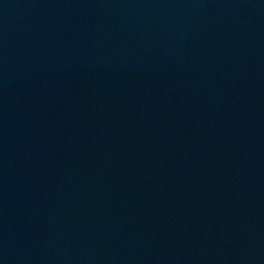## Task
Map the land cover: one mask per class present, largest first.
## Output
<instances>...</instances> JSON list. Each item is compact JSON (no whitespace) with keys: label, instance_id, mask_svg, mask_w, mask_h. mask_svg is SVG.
Segmentation results:
<instances>
[{"label":"water","instance_id":"95a60500","mask_svg":"<svg viewBox=\"0 0 264 264\" xmlns=\"http://www.w3.org/2000/svg\"><path fill=\"white\" fill-rule=\"evenodd\" d=\"M128 264H264V0H142Z\"/></svg>","mask_w":264,"mask_h":264}]
</instances>
